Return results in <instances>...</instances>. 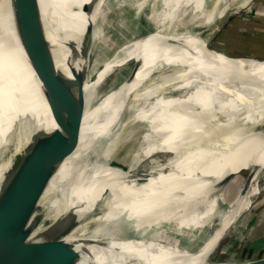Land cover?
Instances as JSON below:
<instances>
[{"label":"bare ground","instance_id":"obj_1","mask_svg":"<svg viewBox=\"0 0 264 264\" xmlns=\"http://www.w3.org/2000/svg\"><path fill=\"white\" fill-rule=\"evenodd\" d=\"M39 1L44 14L43 28L30 35L27 45L20 44L14 21L8 26L14 23L12 30L0 40V170L8 161L11 141L14 140L10 131L15 117L10 102L16 93L3 56L14 51L22 88L27 93L36 79L35 65L27 56L28 51L38 46L41 38L61 43L54 34L75 17L73 21L81 23L78 18L84 17L82 8L89 5L88 0ZM165 1L170 6L175 0ZM201 1L191 2H195V9H198ZM10 13L13 16V12ZM52 13L55 28L48 20ZM107 22L106 25H109ZM82 24L83 29L85 24ZM100 33L95 29L96 39L101 37ZM76 34L70 35L66 41H75ZM7 42L9 47L5 46ZM102 43L100 56L93 64L86 82L75 141L64 154L51 181L54 184L52 188L58 189L53 199L46 203L47 215L39 227L40 232L56 225L76 209L71 219H64L66 226L94 230L115 226L139 236L144 242L138 249L140 254L137 257L128 256V251H124L130 245L131 249L136 245L119 234L115 236L121 239L116 241L113 238L115 243L105 248L86 246L83 243L86 239H81L76 246L82 253L78 264H114L111 261H99L97 257L98 252L109 250L123 258L127 255L126 262L119 261L116 264H147L150 259L157 260V255L167 251L182 253L186 258L184 261L206 257L220 236L247 212L260 192L259 180L264 172V78L255 79L238 72L217 74L181 71L160 75L159 80L138 94L137 89L144 82L147 69L155 61L183 52L200 55L207 51L205 40L188 33L156 30L119 45ZM129 58H140L141 66L135 79L126 81L129 74L117 88L111 87L115 73L128 64L126 61ZM242 61L246 64L254 62L249 59L239 62ZM165 62L168 59L161 64H170ZM58 64L70 73L69 61L66 65V59L59 57ZM84 65L81 59L75 63L78 70ZM115 65L122 67L113 72ZM240 71L247 72L243 69ZM111 72L112 78L106 80L105 77ZM131 108L136 109L135 119L138 122L111 151L107 150L113 144L112 139L121 131L119 117ZM46 113L50 115L51 123L44 124L47 125L45 128H55L56 124L47 109ZM216 126L222 132L208 139L207 131ZM191 133H194L190 139L194 145L191 143L187 152L186 149L182 150V143ZM153 139L162 141L153 146ZM142 141L146 145L136 150V145ZM165 146L171 151L177 150L176 159L165 164L155 159L152 163L158 165L144 174L148 176L147 180H132L135 175H139L137 166L147 157V153L153 155L158 150L164 152L162 147ZM85 156L86 163H80L78 167L73 165ZM166 167L171 172L163 171ZM156 170L159 172L149 176ZM236 170V174L232 175ZM258 170L260 174H256L243 190L245 176ZM227 179L230 180L226 183ZM234 185H237V189L233 193ZM86 192V196L78 199ZM226 192H230L227 198L229 202L224 212L218 211V201ZM142 213H145L143 218L140 217ZM216 215L219 223L205 233L206 240L202 246L197 251L189 250L190 245L200 239L199 231H205L211 218ZM170 224L176 225L174 227L180 234H177V230L175 232L181 235L180 238L186 235H183L184 231L192 232L187 236L188 245L151 238L170 228ZM72 238L73 235H70L67 239ZM91 239L98 238L93 236ZM144 258L145 261L141 263Z\"/></svg>","mask_w":264,"mask_h":264},{"label":"water","instance_id":"obj_2","mask_svg":"<svg viewBox=\"0 0 264 264\" xmlns=\"http://www.w3.org/2000/svg\"><path fill=\"white\" fill-rule=\"evenodd\" d=\"M126 1L93 0L91 6L85 5L82 8V12L90 16V19L82 16L78 18L81 23H78V20L73 21L75 17L64 25L66 27L61 26L56 32L57 34H54L58 36L57 39L60 38L61 43H52L50 40L45 39L44 41V38H41V43L27 53L35 65L36 74V79L27 93H24L22 88L16 67L17 57L13 56L14 51L10 54L7 52L3 56L6 59L5 64L8 67L16 93L10 102L13 109L12 115L15 117L10 131L14 138L11 143L15 144V150L0 170V264H78L82 253L76 246L81 239H86L81 241V243L84 241L86 246L104 248L110 246V243H115L113 238L116 241L121 239L110 232H87L84 227L66 226L64 219H71L76 209L64 216L59 223L43 232H40L39 227L47 215L46 203L53 199L58 189L52 188L54 184H51V181L64 154L75 141L78 114L81 109L86 82L93 64L102 51L101 45L106 26L105 15L110 11L114 12L119 9ZM250 1L244 0L243 3L223 14L205 35L182 32V34L188 33V35H197L203 38L208 51L200 55L194 52L177 53L155 61L147 69V73L144 75L145 80L137 89L138 94L141 91L145 92L146 88L160 78V75L181 71L217 74L238 72L255 79L264 78V68L260 65L264 63V59L231 56L211 47V41ZM13 10L12 17L17 28L19 42L21 45H27L30 35L43 28L41 24L44 21V14L40 1L22 0ZM83 22L85 24L84 32L82 29ZM7 29L9 31V27L6 26ZM95 29L101 31L100 34H102L98 39L95 38ZM73 34H76L78 38L75 35V41H66ZM5 46L9 47L8 42L5 43ZM210 52L222 54L228 59H223L221 56ZM59 57L66 59V65H68L67 61L70 62V67H68L70 73L59 67ZM80 59L84 61L85 65L78 70L75 63L79 62ZM166 59L168 62L165 63L170 64L163 66L161 63ZM241 59H255L260 64H253L251 67L241 66L234 62ZM60 66L62 67V65ZM241 69L247 72L242 73ZM0 97L2 98L1 95ZM139 100L141 102L142 99L139 98ZM46 109L56 124L55 128L47 129L45 128L47 125L44 126L46 123H51V117L46 113ZM135 110L133 108L127 110L134 112L128 118L131 120L124 121L123 113L121 114L119 117V123L122 125L121 131L112 139L113 144H110L111 147L107 150H112L117 145L126 128L138 122L135 119V115L137 116ZM105 146L107 147V145ZM105 150L103 149V151ZM94 157L96 158V156ZM85 158L86 156L81 161L74 162L73 165L78 167L80 163H86L87 159ZM258 172L259 170L253 171L245 176L246 181L243 190L256 174H260ZM229 180L227 179L226 183ZM86 195L87 192L79 196L78 199ZM225 234L220 236L212 252L206 257L189 258L188 261H184L186 258L182 253L167 251L157 255V260L153 262L158 264H264V254L238 261H212L211 254L217 249ZM70 235H73L72 240L67 239ZM93 236H97L98 239H91ZM87 238L89 239L87 240ZM125 239L132 244L134 243L136 247L124 249V251H128V256L139 257L138 249L144 243L143 239L139 237H125ZM84 251L86 252V250ZM87 253L89 254V252ZM126 256L124 255L123 258L116 253L113 254L111 250L97 253L99 261H111L114 264L119 261L126 262ZM152 259H150L151 264H153ZM173 261L174 263H172ZM91 264L95 263L91 262Z\"/></svg>","mask_w":264,"mask_h":264},{"label":"rangeland","instance_id":"obj_3","mask_svg":"<svg viewBox=\"0 0 264 264\" xmlns=\"http://www.w3.org/2000/svg\"><path fill=\"white\" fill-rule=\"evenodd\" d=\"M84 1L86 2L87 0ZM88 1V6H91L93 0ZM191 1L175 0L169 6L166 4L165 0H127L123 3L122 6L119 7V9L114 12L110 11L107 13L108 15H105L106 22L108 21L109 23L107 22V24L109 25H106L105 23V35L103 36V39L106 38V40L102 39V42H105L106 45H119L131 39H136L137 37L139 38L144 34L152 33L156 30H168L170 32L176 31L178 33L190 32L193 34L197 33L205 35L218 22L221 17L220 14H225L232 8L237 7L238 5L244 2V0H239L241 3L239 2L238 4V0H203L201 1L202 3L199 8L195 9V2ZM14 2V0H2L0 3V9L2 8V6L11 8L13 5H15ZM235 3L238 5H236ZM14 7L11 9V11L14 9ZM6 12L8 13L9 10H7ZM53 13L50 15L48 20L55 28ZM10 16H12V14L0 20V40H2L6 36V33L8 31V29L6 30L4 28H6V26L8 27L10 23L14 21L13 17ZM1 17L2 16H0V18ZM84 17L90 19V16H87L86 14H84ZM13 26L14 23L9 27L8 33L12 30ZM106 29L108 30L106 31ZM211 47L223 51L231 56H246L264 59V0H251L247 4V6L223 29V31L220 32L211 41ZM210 53L215 54L214 52ZM215 55H219L223 59H228V57L222 54ZM249 60L254 62L248 64L244 63V61L239 62L240 60H236L234 62H238L237 64H240L241 66L251 67H253V64H260L255 59ZM126 63L128 64L125 65V67L119 69L115 73L113 77L114 80L110 85L111 87L117 88L129 74L130 75L128 76L126 81L135 79V74L137 73L138 68L141 66L140 58H129ZM260 65L264 68V63H261ZM119 67L122 66L115 65L112 71H116ZM112 75L113 73L111 72L108 77H105L106 80L111 79ZM157 80H159V78ZM150 82L152 83V81ZM133 114L134 112H128L127 110H125L123 112L124 121H127V119ZM134 125L132 124V126L126 128L124 133L121 135L118 143L124 138V136ZM218 130L219 127L217 126L212 130L209 129L206 133L207 138L211 139L219 135L222 131ZM193 135L194 133H191L190 136H187L183 140L182 150L186 149L188 152L191 148V143L192 145H194L193 141L190 140ZM161 141L162 140L153 139V146H157ZM145 145L146 144L142 141L139 142L135 148L139 151ZM162 149L166 153L161 150L154 152L153 155H151V153H147V157H144L145 159H142L137 166L136 171L139 175H135L132 180H147L148 176L144 174H148V171L151 170V168L156 167L158 165L157 163L153 164V160L159 159L162 164H165L166 161H173L178 156L176 149L171 151L170 148L167 146L162 147ZM14 150L15 144L11 143V148L7 159L12 156ZM140 155L144 156V154ZM163 171L171 172L167 167ZM157 172L159 171L156 170L149 176H152L153 174L155 175ZM236 172L237 170L233 171L232 175L236 174ZM259 186L260 192L256 199L253 201L250 208L247 210L246 213H244V215L238 220L237 223L232 224V226L227 230L226 234L220 241V244L217 249L211 254L212 261H238L247 258L257 257L259 255L264 254V172L260 176ZM236 189L237 185H234V188L232 190L233 193L236 191ZM229 193L230 192H226L225 195L223 194L221 200L218 201V211H225L227 202H229L227 200V198L230 197ZM144 214L145 213L140 214V217H142ZM210 221L211 222L206 227L207 229L205 230L204 228L205 231H202L203 229L199 231V236L201 235V240L199 239L198 242L193 245H190L191 249L189 250L197 251L202 246V243H204L206 240L205 233L212 230L219 223L217 215L212 217ZM169 226L170 228L168 227L163 233L159 232L157 236H151V238L174 242L176 241L181 246H185V244L188 245L187 236L189 233L192 232L182 231L183 235H186H184L185 238H180L181 235H177L180 234L178 229L174 227L176 225L171 226L170 224ZM84 229H86L87 232L104 231L113 234H119L120 236L124 237H139L135 234H131L129 231L123 228L115 226L105 227L104 230H94L85 227ZM175 230L178 231L177 234ZM131 248L132 246H129V249ZM143 261H145V258L141 260V263ZM153 261H156V259H153L152 262ZM156 263L157 262H153V264ZM147 264H151L150 261Z\"/></svg>","mask_w":264,"mask_h":264},{"label":"crops","instance_id":"obj_4","mask_svg":"<svg viewBox=\"0 0 264 264\" xmlns=\"http://www.w3.org/2000/svg\"><path fill=\"white\" fill-rule=\"evenodd\" d=\"M15 2V5H17V4H19L22 0H14ZM15 5H13L11 8H9V7H4V6H2V8L0 9V16H2L1 18H0V20L2 19V18H4V17H7L8 15H11V9L15 6ZM4 7V8H3ZM7 10H9V12L7 13L6 11ZM12 12H13V10H12Z\"/></svg>","mask_w":264,"mask_h":264}]
</instances>
